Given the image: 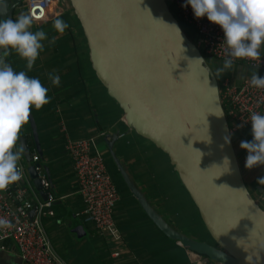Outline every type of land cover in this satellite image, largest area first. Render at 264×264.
I'll list each match as a JSON object with an SVG mask.
<instances>
[{
	"label": "water",
	"instance_id": "obj_1",
	"mask_svg": "<svg viewBox=\"0 0 264 264\" xmlns=\"http://www.w3.org/2000/svg\"><path fill=\"white\" fill-rule=\"evenodd\" d=\"M69 2L86 38L96 77L122 108L129 129L168 155L216 245L179 231L157 211L115 151L122 134H106L114 165L144 212L167 237L218 264H264V208L244 181L232 135L230 143H224L223 137L231 133L218 79L167 0ZM21 5L22 0H9L7 16L14 19ZM11 57L12 51L6 60ZM197 57L209 66V76ZM220 112L221 116L215 114ZM28 122L43 157L31 110ZM18 141L32 184L45 200L47 192L26 137ZM225 156L230 159L229 170L223 167ZM258 190L264 198V187Z\"/></svg>",
	"mask_w": 264,
	"mask_h": 264
},
{
	"label": "crops",
	"instance_id": "obj_2",
	"mask_svg": "<svg viewBox=\"0 0 264 264\" xmlns=\"http://www.w3.org/2000/svg\"><path fill=\"white\" fill-rule=\"evenodd\" d=\"M22 12L25 11L17 8L14 19ZM60 16L70 26L63 34L56 33L52 28L53 18L33 24L32 30H43L49 38L56 37V41L50 47L45 42L44 51L38 56L32 70L27 72L29 76L39 77L42 85L49 88V102L36 111L45 117L43 134L41 137L39 135L44 152L43 157L39 155L40 163L47 166L52 181L51 190L56 194V200L51 206L53 215L42 218L54 249L68 264H191L189 249L178 241L166 240L131 192L119 198L114 210L115 221L123 236L119 257L111 256V244L96 232L92 223L84 220L83 197L76 182L72 159L64 148L66 135L71 138H94V149L104 155L110 172L109 165L114 167V164L104 137L119 131L122 136L114 145L117 155L138 188L161 213V199L153 189L155 183L149 178L148 172L150 160L154 161L157 150L151 146L152 142L128 126L125 128L119 125V120L114 118L119 110L108 100L107 90L93 72L85 36L74 11L67 7ZM84 56L86 58L83 59ZM11 58L14 70H25V61L14 51ZM11 58H7V61L11 62ZM221 65L222 61L210 58L212 70ZM252 70L240 62L234 64L233 71L225 72L219 78L221 81L229 78L237 85L244 78L250 77ZM51 72L59 75V86L51 85L47 75ZM257 74L264 76V69L257 70ZM99 97L105 99L104 105L101 100L95 102ZM123 116L124 112L120 116L124 122ZM20 136L26 137L31 153L36 150L35 143L34 147L29 145L33 138L28 121L22 127ZM251 139L249 128L233 142L244 181L256 200L263 204L264 198L258 186L264 185L257 183V178L264 176V165L245 168L247 151L239 147L241 140ZM17 143L20 146L19 141ZM19 161L24 165L25 174L32 184L22 154ZM30 189L24 195V200H43L33 184ZM8 199L19 202L13 194ZM0 264H22L19 249L12 240L5 243V248L0 247Z\"/></svg>",
	"mask_w": 264,
	"mask_h": 264
},
{
	"label": "built area",
	"instance_id": "obj_3",
	"mask_svg": "<svg viewBox=\"0 0 264 264\" xmlns=\"http://www.w3.org/2000/svg\"><path fill=\"white\" fill-rule=\"evenodd\" d=\"M174 7L176 15L185 23L194 27L197 47L209 58L223 61L226 46L221 41V28L208 21L206 17L196 18L190 5L181 7L183 0H167ZM69 8V0H22L20 6L25 12H31L34 23H43ZM221 43V44H220ZM243 62L254 70L264 68V51L256 60L234 59V64ZM250 77L244 78L240 84H234L229 78L221 82L220 98L232 133L251 125L250 113H264V89L249 85ZM94 138H71L66 135L64 148L72 159L76 182L83 197V218L92 223L96 232L111 244V256H120L119 247L123 240L114 218L116 203L120 198L117 184L108 171L104 155L94 149ZM33 165L41 180L42 188L47 192L45 200H24V195L32 188L31 181L25 174L24 165L19 161L20 179L0 190V219L6 220L9 227L0 226V247L12 240L17 245L22 264H68L54 249L42 222L43 216L53 215L51 206L56 194L51 190V180L44 166L40 163L37 150L31 153ZM24 180V182H22ZM18 201L12 202L9 195ZM21 200V201H20ZM31 213L33 216L31 217ZM191 264H214L207 256L189 250Z\"/></svg>",
	"mask_w": 264,
	"mask_h": 264
},
{
	"label": "clouds",
	"instance_id": "obj_4",
	"mask_svg": "<svg viewBox=\"0 0 264 264\" xmlns=\"http://www.w3.org/2000/svg\"><path fill=\"white\" fill-rule=\"evenodd\" d=\"M8 2L0 0V190L20 179L18 162L23 149L17 142L30 110L40 109L50 100L47 95L49 88L42 85L39 77L29 76L27 72L32 70L44 51L45 42L50 47L56 41V37L49 38L43 30H32L34 17L31 12H22L15 19L9 18ZM187 5H190L194 17H206L223 32L221 43L226 46L225 56L220 67L211 69L217 78L233 71L234 59L256 60L262 56L264 0H183L181 7ZM51 25L58 34H63L70 27L60 15L52 19ZM176 30L179 33V29ZM10 51L25 61V70L17 71L10 66L6 60ZM195 59L200 61L209 76V66H204V59ZM258 66L255 65L251 71L249 85L264 89V76H258ZM47 75L51 85L59 86L58 74L51 72ZM215 114L221 116L223 112ZM247 121L251 124L252 139L241 140L239 147L247 151L244 167L251 169L264 165V113L253 111ZM230 138L231 134L225 135L224 143H230ZM229 166L230 159L225 156L223 167L229 170ZM257 183L264 185V176L258 177ZM0 226L9 227L3 219H0Z\"/></svg>",
	"mask_w": 264,
	"mask_h": 264
},
{
	"label": "trees",
	"instance_id": "obj_5",
	"mask_svg": "<svg viewBox=\"0 0 264 264\" xmlns=\"http://www.w3.org/2000/svg\"><path fill=\"white\" fill-rule=\"evenodd\" d=\"M170 5V8L174 15L178 18L180 21V24L186 34L195 41V29L191 25L185 23L179 16L176 15V12L174 10V7ZM77 18V17H76ZM78 20V19H77ZM79 22V20H78ZM80 24V23H79ZM81 26V25H80ZM86 41V38H85ZM87 43V41H86ZM86 46V50H87ZM88 52V50H87ZM205 59L207 60L208 64L210 65V58L207 56V54L204 51H201ZM86 58V56L83 57V59ZM86 62V60L84 61ZM11 63L13 65V59L11 58ZM83 63V62H82ZM211 67V66H210ZM14 69V68H13ZM264 68L258 69L262 70ZM17 70V69H15ZM19 71V70H17ZM29 75V74H28ZM219 82V90L221 92V80L220 78H217ZM108 100L115 104V106L118 108L117 114L114 116L115 119L119 120V125L124 126L127 128V125L121 120V115L123 114L122 108L119 106V104L116 102L115 99L110 97L108 94ZM101 100L103 102V105L106 103L105 99L103 97H99L95 99ZM31 112L33 113L40 137L43 134V123H45L44 119L45 117L41 116L39 113H37L36 109H31ZM107 115V114H106ZM251 128V125L239 130L238 132L232 133V139L233 141H236L237 138H239L245 131ZM41 139V138H40ZM30 146L34 147V142L31 140L29 142ZM130 143L128 144V147H130ZM151 146L157 150L153 159L154 161L151 162L150 160V166H149V178H152V181L155 183L153 186L154 191L156 194L160 197V203L162 206L161 213L164 215V218L173 225L176 229L179 231L193 236L199 240L209 242L211 244L216 245L215 240L210 235L209 231L207 230L201 216L200 212L195 205L194 201L192 200L189 192L185 188L184 184L182 183L178 173L175 171L173 165L170 163V159L167 154L162 152L159 148L155 146V144H151ZM148 162V161H147ZM47 167V166H46ZM111 175L117 184L120 197H124L128 193H130L128 187L126 186L125 182L123 181V178L120 175V172L118 171L117 167L114 165V167H111ZM110 170V169H109ZM261 206L264 208V203L261 204ZM164 211V213H163ZM156 228H158L156 226ZM159 229V228H158ZM162 231L160 230V233ZM163 233V232H162ZM161 233V234H162ZM164 238L168 241L176 242L175 239L167 237L164 233L162 234ZM211 260V259H210Z\"/></svg>",
	"mask_w": 264,
	"mask_h": 264
},
{
	"label": "rangeland",
	"instance_id": "obj_6",
	"mask_svg": "<svg viewBox=\"0 0 264 264\" xmlns=\"http://www.w3.org/2000/svg\"><path fill=\"white\" fill-rule=\"evenodd\" d=\"M69 9L73 11V8L71 7L70 2H69ZM112 162H113V160H112ZM113 164H114V162H113ZM109 169H110V171L112 170L111 165H109ZM211 261H213V260L211 259Z\"/></svg>",
	"mask_w": 264,
	"mask_h": 264
}]
</instances>
